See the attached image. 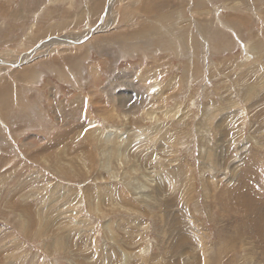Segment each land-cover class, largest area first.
I'll list each match as a JSON object with an SVG mask.
<instances>
[{
    "label": "rangeland",
    "instance_id": "1",
    "mask_svg": "<svg viewBox=\"0 0 264 264\" xmlns=\"http://www.w3.org/2000/svg\"><path fill=\"white\" fill-rule=\"evenodd\" d=\"M0 59V264H264V0H0Z\"/></svg>",
    "mask_w": 264,
    "mask_h": 264
},
{
    "label": "bare ground",
    "instance_id": "2",
    "mask_svg": "<svg viewBox=\"0 0 264 264\" xmlns=\"http://www.w3.org/2000/svg\"><path fill=\"white\" fill-rule=\"evenodd\" d=\"M203 2V1H202ZM201 2V4H203ZM110 9V8H109ZM144 20V19H143ZM132 22V21H131ZM141 23V22H140ZM147 24H148V21H147ZM143 25H145V24H143ZM61 27V25L60 26H57L56 28H53V30H54V32L56 31V30H59V28ZM107 28V27H106ZM152 28V27H151ZM122 29H123V27H122ZM146 29V28H145ZM52 30V31H53ZM147 30V29H146ZM145 32V31H144ZM87 34V33H86ZM51 36V35H50ZM56 41V40H55ZM68 41H75V40H72V39H67V38H65V42L66 43H68ZM64 42V41H63ZM48 43H51V42H48ZM32 55H33V53H32ZM24 59H25V57H24ZM1 60V59H0ZM9 63V62H8ZM13 65V64H12ZM99 82L97 83V85L99 86ZM152 87V86H151ZM150 88V87H149ZM152 89H154V88H152ZM151 88H150V91H153ZM158 90V89H157ZM159 92V91H158ZM154 93V92H153ZM156 101V100H155ZM78 103V102H77ZM67 104V103H66ZM148 104V103H147ZM151 104V103H150ZM77 105V104H76ZM163 107V106H162ZM157 109V108H156ZM176 109H178L179 110V106L178 107H176ZM144 111V110H143ZM170 111V110H169ZM110 112L111 113H116L117 112V110L116 109H114V108H112L111 110H110ZM110 112L108 111V114L106 113V114H104V116H108V118H110V116H111V114H110ZM166 112V111H165ZM149 113V112H148ZM167 113V112H166ZM106 118V117H105ZM154 118V117H153ZM145 134V133H144ZM241 159V158H240ZM240 161V160H239ZM250 167V166H249ZM251 168V167H250ZM252 169V168H251ZM248 172V171H247ZM184 173V172H183ZM247 179V176L245 177V180ZM244 180V181H245ZM221 185V184H220ZM235 189H239V188H235ZM242 190L240 189L239 190V193H240V195H242V192H241ZM76 199V198H75ZM244 199V198H243ZM240 203H241V200L239 201ZM259 240V239H258Z\"/></svg>",
    "mask_w": 264,
    "mask_h": 264
},
{
    "label": "water",
    "instance_id": "3",
    "mask_svg": "<svg viewBox=\"0 0 264 264\" xmlns=\"http://www.w3.org/2000/svg\"><path fill=\"white\" fill-rule=\"evenodd\" d=\"M103 22H104V19H103ZM103 22H102V24H103ZM92 32H94V31H92ZM68 43H70V44H77V42H74V41H68ZM38 49V48H37ZM2 63V62H1ZM3 64V63H2Z\"/></svg>",
    "mask_w": 264,
    "mask_h": 264
}]
</instances>
